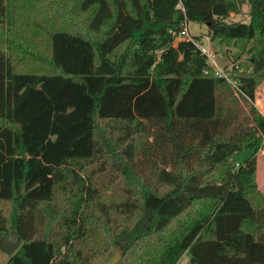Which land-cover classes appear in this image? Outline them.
Returning <instances> with one entry per match:
<instances>
[{
    "label": "trees",
    "instance_id": "16d2710c",
    "mask_svg": "<svg viewBox=\"0 0 264 264\" xmlns=\"http://www.w3.org/2000/svg\"><path fill=\"white\" fill-rule=\"evenodd\" d=\"M190 21L248 55V110ZM263 82L264 0H0V264H264Z\"/></svg>",
    "mask_w": 264,
    "mask_h": 264
},
{
    "label": "rangeland",
    "instance_id": "374dc122",
    "mask_svg": "<svg viewBox=\"0 0 264 264\" xmlns=\"http://www.w3.org/2000/svg\"><path fill=\"white\" fill-rule=\"evenodd\" d=\"M244 10H247L248 13L245 11L244 13L238 14L236 17V21H242V22H249L250 21V4H245L244 5ZM232 19H229V21ZM29 33L32 34L33 32L31 29H29ZM208 27L206 24H202L199 22L195 21H190L188 23V31L186 36H200L202 37V41L200 43L202 48L207 49L208 51H211L212 53H215V60L220 67H225L234 65V72L238 74V70L240 69V62H245L248 59V55L246 53H241L238 49L236 48H227L226 46H223L220 44L218 40H212L208 35ZM40 42H43V36H40ZM125 44L121 45L118 47L113 54H111L112 57L116 53H120ZM209 62L211 63V59L209 57ZM214 65L215 69L218 67ZM234 96L238 99V101L246 107V109H249V104L246 102L245 98L241 95L236 94L233 91ZM257 95L259 96V101H264V82L258 87V92ZM256 95V96H257ZM258 100H254V105L257 106ZM262 101V103H264ZM262 103H258L259 107L262 109L264 112V105ZM259 109V108H258ZM260 111V110H259ZM261 112V111H260ZM253 150L252 149H245L236 156V160L238 162H243L246 158L250 157L252 154ZM256 158H257V172H256V177H257V182L261 190L264 192V143L263 147L256 153ZM0 257L3 262H6L9 258V254H7L5 251L1 250L0 252ZM180 264H190L191 263V253L189 250H187L183 256L180 259Z\"/></svg>",
    "mask_w": 264,
    "mask_h": 264
},
{
    "label": "water",
    "instance_id": "95a60500",
    "mask_svg": "<svg viewBox=\"0 0 264 264\" xmlns=\"http://www.w3.org/2000/svg\"><path fill=\"white\" fill-rule=\"evenodd\" d=\"M208 25V24H207ZM21 237L15 231H13L10 235L3 236L0 239V248L5 251L7 254H13L21 245ZM124 257V249L118 243L114 249L113 254L103 260L99 261L95 264H118Z\"/></svg>",
    "mask_w": 264,
    "mask_h": 264
},
{
    "label": "built area",
    "instance_id": "2783aa9c",
    "mask_svg": "<svg viewBox=\"0 0 264 264\" xmlns=\"http://www.w3.org/2000/svg\"><path fill=\"white\" fill-rule=\"evenodd\" d=\"M187 31H188V24L185 26L184 30L179 34V37L186 36ZM186 37H189V36H186ZM202 49H203L204 52H206L208 54V57H210V59H211V63L210 64L213 65L215 74L217 76H219V77H224L230 83V85L232 87V90L236 94L241 95L243 97L247 96L245 91L241 87V83L239 82V79L236 78L237 77V73L234 72V65H230V66L226 65L224 68L220 67V66H218V64H217V62L215 60V55H214L215 53L211 54V51H208L205 48H202ZM214 65H216L218 67L215 69Z\"/></svg>",
    "mask_w": 264,
    "mask_h": 264
},
{
    "label": "crops",
    "instance_id": "0c3cea01",
    "mask_svg": "<svg viewBox=\"0 0 264 264\" xmlns=\"http://www.w3.org/2000/svg\"><path fill=\"white\" fill-rule=\"evenodd\" d=\"M247 4V3H246ZM245 5V4H244ZM244 5H243V7H244ZM247 12L248 13V11L247 10H244V8H242V12L241 13H244V12ZM241 13H238V14H241ZM238 14H236V13H231V15H230V19H232V20H234V21H236L235 19H236V17H237V15ZM257 92H258V89H257V91H256V95H257ZM256 100H260L259 99V96L257 95L256 97ZM263 101V100H262ZM262 101H259V102H257V106H258V108H259V110L263 113V115H264V112L262 111V109L259 107V105H258V103H262ZM264 102V101H263ZM263 105H264V103H262ZM180 264V263H179Z\"/></svg>",
    "mask_w": 264,
    "mask_h": 264
}]
</instances>
